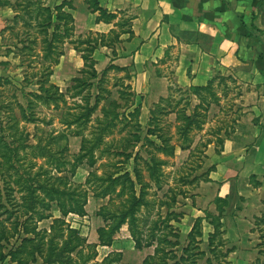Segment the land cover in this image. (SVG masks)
Wrapping results in <instances>:
<instances>
[{"label": "trees", "instance_id": "obj_1", "mask_svg": "<svg viewBox=\"0 0 264 264\" xmlns=\"http://www.w3.org/2000/svg\"><path fill=\"white\" fill-rule=\"evenodd\" d=\"M8 6V2H4ZM89 10L98 13L97 22H111L118 16L110 14L102 9L98 0L88 1ZM75 10L73 0H64L60 5L49 7L45 0H17L14 12L16 16L13 21L6 23L4 30L0 33L1 44L6 47L5 57L12 56L19 61L18 68L22 70L23 87L14 92L12 99L17 103L19 111L18 117L9 111L10 118L8 127L4 124L0 117V264H72L70 258L61 260L64 253L69 255L74 253L82 255L83 248L87 242L80 238L78 231L70 230L67 227L61 234L64 238V232L70 231V234H76L78 238L67 240L60 247L52 242L44 243V239L37 238L38 235L33 234L36 228L29 232L27 223L38 224L45 219H51L52 216L44 215L45 211H50L53 207H57L61 217L65 220L71 215L81 217L86 216V205L88 191L83 190L82 193H75L65 189H59L57 183L73 184L68 180L65 173H74L67 170L66 153L68 151L69 138L79 137L81 134L73 132L72 128H84L91 122L93 116L98 112L100 105L107 98L103 93H108L103 89V83L110 71L118 73H127V69H123L110 64L103 72L98 73L94 59L95 52L102 48L112 46V43H119L120 35L112 32L108 37L105 35H90L86 38L76 37L75 21L71 11ZM131 20L123 19L118 23L122 34L132 35ZM8 40V44L5 41ZM4 43V44H3ZM73 46L76 53L81 55L83 60V69L81 71L82 78L74 79L73 86L66 93L52 82L54 69L60 64L61 58L64 56L65 45ZM82 46L84 48H82ZM113 56L116 54L113 52ZM4 65H8L5 63ZM126 79L129 77L126 75ZM36 87V90L27 92V88ZM127 91L119 92L122 100H130L135 94ZM96 90L95 93H92ZM213 86L206 88H191L189 90H178L182 93V100L170 102L171 112L161 109L160 104H156V109L161 114H176V122L180 126L177 128V134L182 140L188 142L187 146L179 144L178 146L171 144V138L163 134L164 129L159 125V118L156 110L150 112V120L148 128L143 133L140 124V107H136L134 101H131L130 112L127 116L118 112L121 108L120 104L113 101L108 107L104 106L100 112L102 119L99 123L102 131L107 132L121 126V131H128L127 136L115 148V155L122 157L125 161L133 160V175L126 170L116 173L114 177L109 178L110 186L119 184L121 192L119 196H124V189L127 184L130 185V193L126 197V202L122 209L116 215H112L111 220L115 221L110 226V231L105 232L104 228L98 229L100 246H111L115 241V235L120 232L123 226H128L131 238L135 244V249L142 251L144 249L153 248V254L145 258L142 264H230L228 261L230 255L234 253L235 246L229 247V242L225 240V231H223V208L218 207V215L213 216L206 214L205 219H197L188 235H183L179 229L171 225L172 222L180 223L183 216L168 212L165 218L153 222V226L146 238L137 234L138 215L143 208H147L149 203L145 200L144 184L142 183V172L139 169V163L142 162L143 168L147 173L150 182L154 183L158 188L161 185L162 167L167 162L158 158L157 154L164 157L173 158L177 147L186 151L190 149L193 141H190L189 135L194 131H200L202 128L199 122V109L205 100L204 93H211ZM73 91L72 94H70ZM88 92L84 94L85 92ZM104 91V92H103ZM16 92L21 94L25 104H21L16 96ZM132 93V94H131ZM192 96H196L199 104L194 107L192 112L188 110L192 108ZM0 94V99H1ZM71 106L69 100H76ZM162 102H169L161 100ZM186 101V104L177 110L180 104ZM44 107L53 109L59 113V124L64 130H51L46 132L42 138H38L36 145L29 144L31 138H37L30 134L22 124L36 125L41 119L37 116V109ZM160 108V109H159ZM6 109L0 105V110ZM155 109V108H154ZM177 110V111H176ZM53 121L47 122L52 125ZM10 132H9V131ZM8 132V134H7ZM9 139V141L7 139ZM96 143H102L98 138ZM63 143V144H62ZM86 143L88 141L83 138L81 154L78 157L86 158L89 150ZM61 147V148H60ZM139 148V150H137ZM32 150L35 152L32 157L33 162L30 166H26V155L21 152ZM137 150V151H136ZM141 153L146 154L147 158H143ZM95 156L90 155L89 161L92 167L95 163ZM36 160H44V168L39 166L41 172L32 173V169L37 167ZM26 166V167H24ZM45 178V182L41 178ZM205 182H209L206 178ZM140 186V190L136 191L135 187ZM80 188V187H78ZM38 191L40 196H38ZM113 193L109 190L105 196ZM16 194L20 195L19 199ZM42 196V197H41ZM65 201V202H64ZM216 199V203H219ZM71 203V204H70ZM11 208L12 210H10ZM26 211L25 216L29 214L30 219L20 222L17 218L15 224V233H10L4 224L13 219L15 213ZM42 211V212H41ZM203 220H205L213 229L207 240V251L202 249L204 244ZM62 225H66L64 221L59 220ZM264 223V218H262ZM167 233V234H166ZM31 234L32 236H29ZM165 234V235H164ZM18 237V244H14L10 249L2 246L10 245V240ZM43 239V240H42ZM30 246V247H29ZM46 248L47 254L43 255L42 251ZM94 251V260L97 258V246L89 245ZM2 249H8L6 253ZM113 257H115L113 259ZM122 262V254H112L105 258L102 264H120Z\"/></svg>", "mask_w": 264, "mask_h": 264}, {"label": "crops", "instance_id": "obj_2", "mask_svg": "<svg viewBox=\"0 0 264 264\" xmlns=\"http://www.w3.org/2000/svg\"><path fill=\"white\" fill-rule=\"evenodd\" d=\"M63 1L46 0V5L53 8ZM73 1L75 10L71 13L77 37L85 32L87 36L120 35L119 43L95 52V68L99 73V67L103 72L112 64L134 71L131 85L141 100L136 105L141 110V125L148 123L153 104L162 98L175 99L172 88L186 91L211 85L233 92L227 99L221 93L217 95L220 105L225 100L230 102L229 111L219 109L217 114V118L223 115V122L209 120L202 129L211 138L207 147L214 148L209 154L213 166L205 185L215 186V193L210 201L202 197L177 229L188 235L197 219H205L208 213L217 216L218 207H222L224 238L235 246L228 261H236L239 250H251L244 248L253 237L248 226L252 230L264 218V0H98L102 9L118 16L108 23L97 22L98 13L89 10V0ZM16 3L0 0V33L16 16ZM123 19H132V35L122 34L118 27ZM72 50L76 52L73 46ZM101 52L104 55H99ZM10 63L19 69L12 56L0 55V94L6 87H23L22 74L14 73L16 80L11 79ZM191 102L195 103L193 110L199 100L192 96ZM216 199L220 200L218 204ZM248 212L255 214L249 219L245 215ZM203 232L207 244L213 229L205 220ZM87 244L96 245L99 254L106 251L102 261L114 253L123 255L122 247L138 251L132 238L100 246L98 233Z\"/></svg>", "mask_w": 264, "mask_h": 264}, {"label": "rangeland", "instance_id": "obj_3", "mask_svg": "<svg viewBox=\"0 0 264 264\" xmlns=\"http://www.w3.org/2000/svg\"><path fill=\"white\" fill-rule=\"evenodd\" d=\"M48 1V0H47ZM46 3V0H45ZM88 35L87 32L80 35L81 37H86ZM79 36V35H77ZM76 36V37H77ZM8 44V40L5 41ZM4 44V43H3ZM0 55L2 57L5 56L6 47H3L1 44L0 47ZM82 48H84L82 46ZM99 55H104V53H100ZM102 59V57H99ZM18 61V60H17ZM11 64V63H10ZM19 65V61H18ZM83 60L81 55L74 52L72 50V46L70 44L65 45L64 56L60 60V64L55 67L54 75L52 77V82L56 84L63 93H66L67 90H70L71 86H73V80L76 78H82L81 71L83 69ZM11 68H8L11 72V79L13 81L16 80L14 77V73L21 74L22 70L17 69L10 65ZM9 66V67H10ZM103 69L99 67V73H101ZM13 75V76H12ZM126 75L129 79H126ZM132 76H134V71H127V73H118L115 71H110L103 83V89L108 93H103L107 96L106 100L102 102L98 112L93 116L92 122L84 128H72L71 130L75 133L78 132L81 134L79 137H70L68 142V151L66 153V164L68 172L71 171L74 173V177L71 176V173H65L64 176L68 177V180L73 184V186L67 183H57L59 189H65L69 191H74L75 193H82L83 190L88 191V201L85 208L86 216L81 217L77 215H71L67 217L65 220L61 217V214L57 207H53L50 211H45L44 215L52 216L51 219H45L42 222H39L35 225V223H27L28 231L31 232L36 228L34 236L38 235L37 238L44 239V243L46 245L48 242H52L60 247L67 240H73L74 237L78 238L76 234H70V231L64 232V238H61L62 232L69 227L70 230L78 231L80 238L86 242H92L96 237L97 231L100 228H104L105 232L110 231V226L114 225L115 221L111 220L112 215L117 216V212L122 209L123 205L126 202V196L130 193V185L127 184L124 189V196H119L121 192V186L119 184H113L110 186V179L114 177L116 173L122 172L124 170L130 172L133 175L134 162L133 160L125 161L124 158L118 157L115 155V148L117 145L122 142V140L127 136V130L121 131V126H118L114 130H109L107 132L102 131V126L99 123V120L102 119V114L100 112L101 108L106 106L113 101L120 104L121 108L118 109V112L127 116L130 112H132L133 108L127 110V107L130 106L131 101H134L135 106L141 104L140 97L136 95V93L132 92ZM130 88V92L135 94V97L130 100H122L120 98L119 92H129L126 88ZM28 90H36V87L29 88ZM16 90L10 89L6 87L2 90L0 105L6 107V109L0 110V117L3 119L4 124L8 127L10 124L8 120L10 118L9 111H13L12 114H16L18 117L19 111L17 108V103L12 99L14 92ZM29 92V91H27ZM96 90H93L92 93H95ZM104 92V91H103ZM73 91L70 93L72 94ZM88 93L87 91L84 93ZM131 93V94H132ZM172 93L175 96V99H170L169 102H162L161 100H167L168 98H162L157 101L160 104L161 109H166L171 112L172 107L169 105L170 102H177L182 100V93L178 91L176 88H172ZM218 93H221L223 98L224 96L229 97L232 91H228L227 87L220 86L218 88L213 87L211 93H204V101L199 109V122L203 126L209 121L218 122L221 121L223 115L219 114V118H217V114L219 109L229 111V101H223V104L220 105L218 101ZM19 102L21 104H25V101L22 99L21 94L19 92L15 93ZM218 97V98H217ZM144 99V97H143ZM76 100H69L71 106ZM156 101V100H153ZM150 104L152 103L148 100ZM172 102V103H173ZM156 104H153L150 108V112L152 110H156V115L160 120L159 125L164 129V133L168 137L171 138V144L178 146L179 144L187 146L189 143L182 140L181 137L177 134V128L179 125L176 122V114L170 113L169 115L161 114L160 110L156 109ZM186 104V101H183L177 110H181V108ZM195 103L191 102L193 106ZM218 105V106H217ZM224 106V107H223ZM155 108V109H154ZM159 108V109H160ZM176 110V111H177ZM192 112L191 108L188 110ZM37 116L41 119V121L36 125L30 124H22L21 127H25L27 132L32 135H35L37 138L34 140L30 139L29 144L33 146L37 144L38 138H42L46 132L51 130L61 131L64 128L59 124V116L60 114L55 112L53 109H46L44 107H39L37 109ZM210 116V118H209ZM151 117V115H150ZM149 117V120H150ZM52 120V125H47V122ZM146 124L145 121L142 125L143 133L148 128L149 125ZM202 129L200 131H194L189 135L190 141L193 143L190 149L186 151H182L177 149L175 151V156L173 158L164 157L163 155L157 154L158 158L167 162V164L162 167V177H161V185L158 188L154 183L150 182L147 177V173L143 168L142 162L139 163V169L142 172V183L144 184L145 190V200L149 203L147 208H143L140 214L138 215L137 234L143 235V238H146V235L149 236L148 231L151 230L153 226V222L159 220L160 218H165L168 212L175 213L177 215L183 216L182 219H185L184 216L192 212V207L196 208L200 202V199L204 197L206 201H210L212 196L215 193V186H207L205 185V179L208 172L211 170L213 163L210 161V153H213L214 148H208L206 142L210 141L211 138H207V132L202 133ZM9 131V130H8ZM10 132V131H9ZM8 134V132H7ZM213 135V134H208ZM85 138L87 150H89L88 156L86 158H79L82 148V140ZM100 138L102 143H96L95 141ZM7 139V138H6ZM43 139V138H42ZM9 141V139H7ZM63 144V143H62ZM61 148V147H60ZM139 150V148H137ZM136 150V151H137ZM27 156L26 166H30L33 162L32 157H34L35 152L32 150H26L21 152ZM90 155L95 156V163L91 167L90 166ZM142 157L147 158L146 154L141 153ZM37 167L32 169V173L41 172L42 169L39 166L44 167V160H36ZM24 166V167H26ZM44 168L47 169L45 166ZM42 182H45V178H41ZM2 184V182H0ZM80 187V188H78ZM136 191L140 190V186L135 187ZM109 190H112L113 193L105 196V193ZM38 196H40V192L38 191ZM16 198L19 199L20 195L16 194ZM42 197V196H41ZM65 202V201H64ZM71 204V203H70ZM12 210L11 208H9ZM254 210H256L254 208ZM42 212V211H41ZM26 211H21V213H15L13 219L5 222L4 229L12 234L15 233V224L17 218H20V222L26 221L28 218L30 219V215L27 214L25 216ZM255 213L248 212L247 215L250 219ZM190 217V216H189ZM5 217L0 219L4 220ZM28 219V220H29ZM62 220L65 222V226L59 222ZM253 222V220H252ZM182 223V221H180ZM187 225L190 224V221H186ZM72 225H75L73 227ZM172 226L178 228V223L172 222ZM80 226L79 229H77ZM249 230L252 231L253 237L249 242L251 244L245 245L244 248H250L251 250H244L237 255H235L236 261H231L230 264H264V223H257L254 225L253 229L248 226ZM248 230V229H247ZM167 234V233H166ZM165 235V234H164ZM29 236H32L29 234ZM131 239V234L128 226H123L119 233L115 235V239H119L120 241H126ZM42 239V240H43ZM18 237L14 236L10 240V245L6 246L2 243V246L5 248H11L14 244H18ZM125 246H129L127 243ZM233 245L229 243L228 248ZM30 247V246H29ZM128 248V247H127ZM202 249L207 251L206 243L201 246ZM238 248V247H237ZM4 253L7 252L8 249H2ZM123 257L122 262L120 264H142L146 255L150 252H153V248L144 249L142 251H128L126 247H122ZM43 255L47 254L46 248L44 247V251H42ZM83 254L77 256L75 253L73 255H69L64 253L61 260L65 258H70L72 260V264H102L103 256L106 254V251H101V253H97V258L94 260V251L92 248H89V244H85V248L82 250ZM244 252L246 254H244ZM117 254V253H114ZM115 257H113L114 259ZM229 260V259H228ZM42 263V260H39V264ZM201 264L204 261L200 262ZM63 264H67V261Z\"/></svg>", "mask_w": 264, "mask_h": 264}]
</instances>
